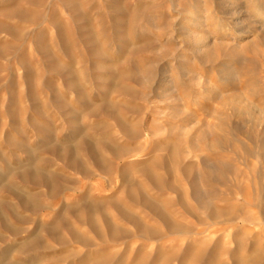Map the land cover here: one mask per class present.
<instances>
[{
	"label": "rangeland",
	"instance_id": "rangeland-1",
	"mask_svg": "<svg viewBox=\"0 0 264 264\" xmlns=\"http://www.w3.org/2000/svg\"><path fill=\"white\" fill-rule=\"evenodd\" d=\"M250 3L0 0V264H253L250 243L264 251V21ZM216 95L261 111L215 116ZM137 187L157 210L130 201ZM90 200L102 243L62 209L85 216ZM214 206L236 218L210 217ZM133 218L160 234L141 236Z\"/></svg>",
	"mask_w": 264,
	"mask_h": 264
},
{
	"label": "bare ground",
	"instance_id": "bare-ground-1",
	"mask_svg": "<svg viewBox=\"0 0 264 264\" xmlns=\"http://www.w3.org/2000/svg\"><path fill=\"white\" fill-rule=\"evenodd\" d=\"M252 3H250L254 8H252L253 9V13H255V15L256 16H258V18L260 19V20H262V21H264V0H250ZM249 9V8H248ZM251 9V8H250ZM249 9V10H250ZM249 10H247V12L249 11ZM255 10V11H254ZM253 20V19H252ZM262 77V76H261ZM229 86V85H228ZM218 88V87H217ZM220 94V93H219ZM229 97V96H228ZM264 97V96H263ZM216 98H217V95H216ZM199 99V98H198ZM203 99V98H202ZM217 99H219V98H217ZM217 99H216V101H217ZM262 99V98H261ZM181 100V99H180ZM214 100V99H213ZM199 101V100H198ZM237 101V100H236ZM204 102V101H203ZM214 102H215V100H214ZM251 102V101H250ZM252 103V102H251ZM188 104V103H187ZM219 106L217 105V107H215L216 108V115L215 116H219V115H221V108L222 109H226L227 111H229L230 113L232 112V113H234L235 114V112L236 111H238V112H240V114H242V113H248V114H252L253 112H254V109H257V110H260L261 111V108L259 107V106H257V105H249V104H247L246 106H242V108L240 107V106H237L236 104H234V99L232 98V96H231V98H225V99H222L221 101H220V99H219ZM239 105H241V104H239ZM196 106V105H195ZM199 106V105H198ZM201 108H203L202 106H201ZM263 108V107H262ZM191 109V108H190ZM200 109V108H199ZM210 109V108H209ZM252 109H253V112H252ZM206 111V110H205ZM264 111V110H263ZM223 112H225V111H223ZM222 112V113H223ZM215 113V112H214ZM226 113H228V112H226ZM226 113H224V114H226ZM256 113V111L254 112V114ZM223 114V115H224ZM257 114V113H256ZM263 114H264V112H263ZM222 115V116H223ZM228 115H229V113H228ZM232 115V114H231ZM243 115H245V114H243ZM192 116V115H191ZM212 115H209V117H211ZM226 116V115H225ZM195 117V116H194ZM196 117H198V116H196ZM259 117V116H258ZM240 118V117H239ZM200 119V118H199ZM211 119V118H210ZM224 119V118H223ZM209 120V119H208ZM220 120H222V119H220ZM225 120V119H224ZM241 120V119H240ZM217 121L219 122V120H218V118H217ZM218 122H217V124H218ZM223 123H225V122H223ZM239 123V122H238ZM174 124V123H173ZM230 124H232V122L230 123ZM247 124V123H246ZM209 125V124H208ZM226 125V124H225ZM223 126H224V124H223ZM223 126H221V127H223ZM230 126V125H229ZM234 127H236V126H234ZM231 128V127H230ZM232 128H233V126H232ZM221 129V128H220ZM229 129V128H228ZM235 129V128H234ZM238 129V128H237ZM231 130H233V129H231ZM243 130V129H242ZM222 131V130H221ZM227 131V130H226ZM242 133V132H241ZM234 133H232V135H233ZM220 135V134H219ZM226 135V134H225ZM230 135H231V133H230ZM231 135V136H232ZM235 135V134H234ZM221 136V135H220ZM230 136V137H231ZM247 136V135H246ZM216 137V136H215ZM229 137V136H228ZM228 137H224V140L222 141L223 143L222 144H224V145H230V144H235L236 143V141H233L232 142V140H234V139H228ZM238 137V136H237ZM253 138H254V136H253ZM217 139V138H216ZM237 138H235V140H236ZM213 141H215V139L213 140ZM217 141V140H216ZM238 141V140H237ZM106 142V141H105ZM219 142H221V141H219ZM219 142H218V144H219ZM241 142V141H240ZM250 144V143H249ZM103 145H105L106 146V144H103ZM119 146V145H118ZM217 146H219V145H217ZM221 147H222V145H220ZM235 146H236V144H235ZM237 146H238V142H237ZM236 146V147H237ZM250 146V145H249ZM120 147V146H119ZM91 148V147H90ZM94 147H92V149H93ZM220 148V147H219ZM224 148V147H223ZM222 148V149H223ZM239 148V147H238ZM250 148V147H249ZM94 149H96V148H94ZM112 149H114V148H112ZM231 149V148H230ZM232 149H234V148H232ZM91 150V149H90ZM123 150V149H122ZM121 149H120V151H122ZM111 151H113V150H111ZM115 151V150H114ZM92 152V151H91ZM121 153H123V151L122 152H119V154L121 155ZM112 154V153H111ZM115 154H116V152H115ZM123 154H125V152L123 153ZM258 154V153H257ZM118 155V154H117ZM112 156L114 157L115 155L114 154H112ZM243 156V154L241 155V157ZM245 156V155H244ZM243 156V157H244ZM119 157V156H118ZM121 157H122V155H121ZM214 157V156H213ZM98 158V157H97ZM120 158V157H119ZM245 158V157H244ZM243 158V159H244ZM247 158V157H246ZM245 158V159H246ZM215 159V158H214ZM244 161V160H243ZM103 163V162H102ZM245 163V162H244ZM75 164H77L76 162H75ZM70 165V164H69ZM248 165V164H247ZM102 166H103V164H102ZM189 166V165H188ZM79 167V166H78ZM77 167V168H78ZM81 167V166H80ZM105 167V166H104ZM83 171V170H82ZM103 171V170H102ZM81 172V171H80ZM145 172V171H144ZM191 172V171H190ZM25 173H29L30 174V176L32 177V178H34V180L36 179V178H42L43 180H44V182L46 183V184H50V183H53L52 182V176H43L41 173H39V172H33V171H31V172H29L28 170L27 171H25L24 173H22V176H24V174ZM82 173V172H81ZM185 174H186V172H185ZM188 175H190V174H188ZM187 176V175H186ZM185 176V177H186ZM149 178H150V180L153 182V186H154V188L156 189V190H158L159 192L160 191H175V189L176 188H174L173 187V185H171V184H162V178H155V177H152V176H149ZM189 178V177H188ZM54 179V178H53ZM212 179V178H211ZM204 180V179H203ZM149 181V180H148ZM151 183V182H150ZM193 183V182H192ZM3 184V183H2ZM213 185V184H212ZM128 186V185H127ZM137 188H139V187H137ZM178 188V187H177ZM192 188V187H191ZM214 188V187H213ZM13 189V188H12ZM131 189V188H130ZM187 189V188H186ZM194 189V188H193ZM212 189V188H211ZM228 189V188H227ZM255 189V188H254ZM128 190V189H127ZM215 189H213V191H214ZM223 190V189H222ZM246 190H248V189H246ZM187 191V190H186ZM216 191V190H215ZM218 191V190H217ZM226 191V190H225ZM138 192H142V191H140V188L139 189H135V188H133V189H131V191L129 190V192H128V194H129V197H130V201L132 200L133 202H140V203H143L145 206H147V207H149V209L150 208H152V209H155V210H157V208L156 207H154V205L152 204V202L150 201V199L144 194V195H140V194H138ZM227 192H228V190H227ZM146 193V192H145ZM186 194V193H185ZM243 194H244V192H243ZM257 195V194H256ZM128 196V195H127ZM184 196V195H183ZM223 197V196H222ZM250 198V197H249ZM184 199V198H183ZM93 200V199H92ZM92 200H90V201H88L86 204H85V216H83L80 212H79V207L77 206V205H72V206H69L68 208L66 207H64V208H62L63 209V211H72L73 209L75 210V220L77 221V222H82L83 220L89 225V226H91V230H95V233H96V236L98 237V239H99V242L100 243H102V241H103V237H104V233L103 232H101V230L99 229V226H98V222H97V220H95L94 219V217H93V215H92V212L95 210H97V209H99L101 206L99 205L98 206V204L96 203V202H94V201H92ZM24 201V200H23ZM84 201V200H83ZM23 203V202H22ZM25 203H26V201H25ZM104 203V202H103ZM179 203V202H178ZM100 204H102V202L100 201ZM113 204V203H112ZM186 204V203H185ZM105 205V204H104ZM192 205V204H191ZM196 205V204H195ZM107 206V205H106ZM117 206V205H116ZM184 206V205H183ZM211 206V205H210ZM187 207V206H186ZM115 208V207H114ZM209 208V207H208ZM211 208V207H210ZM220 208V207H219ZM219 208H217V206L215 207H213V208H211V210H210V217H213V218H218V219H220V217L222 218L223 217V219L225 220H228V221H231V220H234V218L233 217H235L236 218V216H233L234 215V213H232L231 215H230V213H228L227 214V212L226 213H224L225 211H221L222 209H220L219 210ZM82 209V208H81ZM117 211L119 212V214L122 216V217H124V218H129V217H133V216H131L130 214H132V213H130V212H128L126 209H119V207H118V209H117ZM193 213V212H192ZM13 214V213H12ZM72 214H73V211H72ZM160 214V213H159ZM62 218V217H61ZM136 218V217H135ZM131 219V218H130ZM129 219V220H130ZM134 219V218H133ZM132 219V220H133ZM136 219H139V218H136ZM136 219H134L133 221L137 224V226H138V228L137 229H139L140 231H138V232H140V235L141 236H146V237H154L155 235H157L160 231L159 230H156V229H153V228H148V227H146L145 225H142L141 223H140V221L139 220H137V222L135 221ZM58 220H60L61 221V219H58ZM64 219H62V221H63ZM222 220V219H221ZM246 220V219H245ZM67 220H65V222H66ZM139 221V222H138ZM251 220H249V222H250ZM100 222V221H99ZM60 223H64V222H60ZM113 223V222H112ZM133 223V222H132ZM57 224V223H56ZM249 224V223H248ZM54 226H51L49 229H46V230H48V232H54V231H57V227L55 226V224H53ZM64 225H66V224H64ZM64 225H62V226H64ZM135 226V225H134ZM121 227V226H120ZM179 227H181V226H179ZM179 227H177V226H174V224H171V223H169L168 222V226H167V230L169 231V232H175V231H182ZM186 227V226H185ZM48 228V227H47ZM65 228L67 229L68 228V232H69V230H70V233H71V235H72V240L73 241H76V242H81V243H84V244H86V239H84L83 237L81 238V236L80 235H78L76 232H75V230L73 229L74 227L71 225V223L70 224H67V227L65 226ZM21 231V230H20ZM121 231V230H120ZM120 231L117 229V228H115L114 226H111V225H109V231H108V236L110 235V237H112V238H116V237H118L119 238V236H117L119 233H120ZM159 231V232H158ZM94 232V231H93ZM122 232V231H121ZM136 232H137V230H136ZM137 232V233H138ZM195 232V231H194ZM56 233V232H55ZM136 233V234H137ZM128 235H129V233H127ZM160 234V233H159ZM55 235V234H54ZM124 235V234H123ZM58 237V236H57ZM61 237V238H60ZM58 239H62V236H60ZM254 237V236H253ZM36 238V237H35ZM258 238H259V236H258ZM37 239V238H36ZM55 239H56V237H55ZM117 239V238H116ZM59 240V241H60ZM71 240V239H70ZM88 240H89V238H88ZM115 240V239H114ZM32 241V240H31ZM58 240H56V242H57ZM94 241V240H93ZM251 241V240H250ZM89 242V241H88ZM104 242V241H103ZM29 243H31V242H28V243H26L25 245H24V247H22L23 249L24 248H26V247H28L29 245H32V244H29ZM59 243V242H58ZM61 243H62V241H61ZM90 243V242H89ZM246 243H248V242H246ZM246 243H245V246H248V245H246ZM250 244H252L253 246H251V247H249L250 249L252 248V250L254 251L253 253H254V257H251L252 259L250 260V262L252 261L253 262V264H262V262H263V259H264V251H259V250H257V246L258 245H256V244H258L257 242H256V244H253V243H250ZM99 246V245H98ZM97 247V246H96ZM94 248V247H93ZM213 249V248H212ZM258 249H259V247H258ZM251 250V251H252ZM208 253H210V252H208ZM215 253V252H214ZM122 254V253H121ZM199 254V256L201 255V253H198ZM74 255V254H73ZM100 255V254H99ZM109 255H111V254H109ZM203 255H205V254H203ZM195 256V255H194ZM199 256H197V257H199ZM78 257V256H77ZM108 258H110L109 256H107ZM114 258L115 257H113V260H114ZM196 258V257H195ZM200 258V257H199ZM236 258V257H235ZM234 258V259H235ZM249 258V257H248ZM106 259L107 258H104V257H102L101 259H98V260H96L95 259V262H93V264H104V263H106ZM244 259V258H243ZM242 258L241 259H239L238 257H237V259L235 260V261H237V262H235V264H246L247 262V260L246 261H242L243 260ZM112 259H111V262L113 261ZM116 260V259H115ZM114 260V261H115ZM110 261V260H109ZM72 262V261H71ZM234 262V261H233ZM246 262V263H245ZM249 262V263H250ZM90 263V262H89ZM107 263H108V261H107Z\"/></svg>",
	"mask_w": 264,
	"mask_h": 264
}]
</instances>
